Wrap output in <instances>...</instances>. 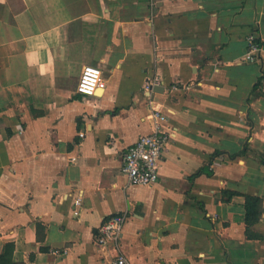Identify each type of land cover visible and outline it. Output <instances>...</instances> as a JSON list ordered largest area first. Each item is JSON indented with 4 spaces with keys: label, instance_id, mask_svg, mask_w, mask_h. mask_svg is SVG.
I'll use <instances>...</instances> for the list:
<instances>
[{
    "label": "crops",
    "instance_id": "obj_1",
    "mask_svg": "<svg viewBox=\"0 0 264 264\" xmlns=\"http://www.w3.org/2000/svg\"><path fill=\"white\" fill-rule=\"evenodd\" d=\"M86 66L106 81L94 97ZM263 80L264 0H0V264H264ZM152 105L175 138L158 182L131 186Z\"/></svg>",
    "mask_w": 264,
    "mask_h": 264
},
{
    "label": "built area",
    "instance_id": "obj_2",
    "mask_svg": "<svg viewBox=\"0 0 264 264\" xmlns=\"http://www.w3.org/2000/svg\"><path fill=\"white\" fill-rule=\"evenodd\" d=\"M154 2L155 0H150ZM250 49L245 59L249 62L256 61V54L260 51V45L253 37L249 39ZM158 79L148 81L146 90L151 92L155 85H159ZM264 91V80L261 82ZM106 88V81L100 68L86 66L83 68L77 85V93L94 97L99 91ZM152 121L150 134L141 136L124 154L122 171L131 186H152L159 180V165L162 156L175 138V131L168 124V117L158 108L151 106L149 115ZM84 134H82L83 136ZM75 161L76 158H72ZM81 205V198H77L76 206ZM75 214H78L75 211ZM127 214L121 213L109 217L99 228L96 236V244L101 248H107L109 244L119 242ZM110 264H133L124 254L118 253Z\"/></svg>",
    "mask_w": 264,
    "mask_h": 264
},
{
    "label": "trees",
    "instance_id": "obj_3",
    "mask_svg": "<svg viewBox=\"0 0 264 264\" xmlns=\"http://www.w3.org/2000/svg\"><path fill=\"white\" fill-rule=\"evenodd\" d=\"M262 200L258 197H246V223L251 226L259 221L262 214Z\"/></svg>",
    "mask_w": 264,
    "mask_h": 264
},
{
    "label": "water",
    "instance_id": "obj_4",
    "mask_svg": "<svg viewBox=\"0 0 264 264\" xmlns=\"http://www.w3.org/2000/svg\"><path fill=\"white\" fill-rule=\"evenodd\" d=\"M162 90V88L161 87H159V86H156L155 88H154V91L156 92V91H158V90Z\"/></svg>",
    "mask_w": 264,
    "mask_h": 264
}]
</instances>
